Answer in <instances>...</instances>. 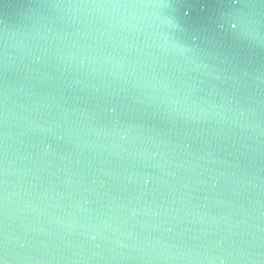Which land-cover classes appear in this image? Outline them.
Masks as SVG:
<instances>
[{
    "label": "water",
    "instance_id": "obj_1",
    "mask_svg": "<svg viewBox=\"0 0 264 264\" xmlns=\"http://www.w3.org/2000/svg\"><path fill=\"white\" fill-rule=\"evenodd\" d=\"M0 264H264V0H0Z\"/></svg>",
    "mask_w": 264,
    "mask_h": 264
},
{
    "label": "clouds",
    "instance_id": "obj_2",
    "mask_svg": "<svg viewBox=\"0 0 264 264\" xmlns=\"http://www.w3.org/2000/svg\"><path fill=\"white\" fill-rule=\"evenodd\" d=\"M232 27L235 28L236 27L235 24Z\"/></svg>",
    "mask_w": 264,
    "mask_h": 264
}]
</instances>
